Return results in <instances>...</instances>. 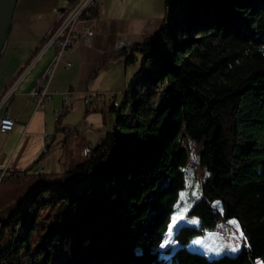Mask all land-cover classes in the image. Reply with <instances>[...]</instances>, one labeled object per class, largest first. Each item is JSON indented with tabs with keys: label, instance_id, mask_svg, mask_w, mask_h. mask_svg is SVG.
Wrapping results in <instances>:
<instances>
[{
	"label": "trees",
	"instance_id": "16d2710c",
	"mask_svg": "<svg viewBox=\"0 0 264 264\" xmlns=\"http://www.w3.org/2000/svg\"><path fill=\"white\" fill-rule=\"evenodd\" d=\"M123 54L138 72L92 154L65 173H36V162L0 185V264H264V0H164L159 30ZM184 137L204 144L189 211L201 225L163 249ZM227 219L243 233L237 256L190 248Z\"/></svg>",
	"mask_w": 264,
	"mask_h": 264
},
{
	"label": "crops",
	"instance_id": "0c3cea01",
	"mask_svg": "<svg viewBox=\"0 0 264 264\" xmlns=\"http://www.w3.org/2000/svg\"><path fill=\"white\" fill-rule=\"evenodd\" d=\"M124 1H102L101 16L94 23L92 47L79 45L68 57L72 67L67 69L64 63L58 66L50 85L53 101L45 110H37L31 102V91L55 53L49 50L38 59L34 56L56 23L54 9L57 3L56 0H19L7 50L0 65V95L20 81L8 106L9 115L16 121L15 132L9 136L0 134V169L23 171L38 162L35 172L65 173L80 164L83 158L86 160L103 142L107 133L100 131L102 127L98 125L96 116L90 113L101 106L109 111L112 105L119 107V96L123 103V96L138 72L136 65L128 68L123 52L154 35L164 18L161 6L155 4L149 8L151 15L147 17L128 15L122 11L131 8L128 6L130 2ZM138 3L143 1L136 2L132 7L135 8ZM141 8L148 10L145 5ZM69 90L74 91V98L57 122L54 113L64 108L60 93ZM89 92L113 93L116 100L114 104L104 100L100 104L92 102L86 105L84 101ZM71 128L82 130L79 139L74 142L65 133ZM86 129L88 132L83 133Z\"/></svg>",
	"mask_w": 264,
	"mask_h": 264
},
{
	"label": "built area",
	"instance_id": "2783aa9c",
	"mask_svg": "<svg viewBox=\"0 0 264 264\" xmlns=\"http://www.w3.org/2000/svg\"><path fill=\"white\" fill-rule=\"evenodd\" d=\"M56 8L54 9L56 15V23L46 34L42 46L37 51L34 59L40 58L47 51L53 50L55 55L50 65L42 75L37 86L31 91V102L36 106L37 110H45L49 103L53 101V94L50 92V85L55 78L58 66L64 63L66 68L72 67V63L68 57L75 51V49L83 44L86 47H92L95 36L94 23L100 18L102 12V0H78L72 4L69 0H56ZM97 13V17H92V11ZM15 85L7 88L0 95V134L9 136L15 132L16 121L9 115L8 106L12 102L17 86ZM64 108L54 113L55 120L58 122L65 114L66 107L72 102L74 98V91L60 93ZM106 100L109 104H113L116 97L113 93H94L89 92L85 97L84 103L90 105L92 102L100 104ZM87 133L86 129L83 133ZM67 138L71 141H76L82 134L79 128H71L65 131ZM46 152V149H45ZM36 173L43 174V171H36ZM16 175L15 171L8 168L0 169V185L9 176Z\"/></svg>",
	"mask_w": 264,
	"mask_h": 264
},
{
	"label": "rangeland",
	"instance_id": "374dc122",
	"mask_svg": "<svg viewBox=\"0 0 264 264\" xmlns=\"http://www.w3.org/2000/svg\"><path fill=\"white\" fill-rule=\"evenodd\" d=\"M104 2V0H102ZM125 0L124 2H127ZM143 1V3L136 4L138 7L132 6L138 2ZM128 6L131 7L129 10H125L128 15H141L147 17L151 15V10L149 8L155 4L160 5L161 13H164V0H129ZM59 4H62V0H59ZM131 5V6H130ZM148 7V10H144L141 7ZM121 9V8H120ZM216 45V43H214ZM129 69H132V65H127ZM138 67V64H136ZM134 72V71H133ZM135 73V72H134ZM136 75V73H135ZM119 107L122 105V97L119 96L117 102ZM90 115L96 116V121L98 125L102 127L105 134L108 133L117 121V116L114 112L105 109L103 106L99 110L92 111ZM96 145L99 144L98 137H96ZM184 144L188 148V163L182 170L185 173V187L179 192V197L175 205V211L171 216V222L169 225V231L166 235V240L163 243V249L168 248L173 245L174 234L182 227H194L199 228L201 221L197 217L189 216V211L193 205L202 197V182L207 176V170L205 167L200 165V157L203 151V142L192 140L188 137H184ZM85 158L81 160L83 163ZM4 189V186L0 188V192ZM216 206L220 207V203L217 201ZM190 248L193 251L202 253L209 258H221L225 255L237 256L243 248L242 237L236 229L235 220L227 219L222 221L215 233H204L200 236L195 237L191 243Z\"/></svg>",
	"mask_w": 264,
	"mask_h": 264
},
{
	"label": "water",
	"instance_id": "95a60500",
	"mask_svg": "<svg viewBox=\"0 0 264 264\" xmlns=\"http://www.w3.org/2000/svg\"><path fill=\"white\" fill-rule=\"evenodd\" d=\"M19 0H0V65L5 56Z\"/></svg>",
	"mask_w": 264,
	"mask_h": 264
},
{
	"label": "snow or ice",
	"instance_id": "6c2138e0",
	"mask_svg": "<svg viewBox=\"0 0 264 264\" xmlns=\"http://www.w3.org/2000/svg\"><path fill=\"white\" fill-rule=\"evenodd\" d=\"M240 235L243 236V233H241Z\"/></svg>",
	"mask_w": 264,
	"mask_h": 264
},
{
	"label": "bare ground",
	"instance_id": "6f19581e",
	"mask_svg": "<svg viewBox=\"0 0 264 264\" xmlns=\"http://www.w3.org/2000/svg\"><path fill=\"white\" fill-rule=\"evenodd\" d=\"M210 234H212V233H210Z\"/></svg>",
	"mask_w": 264,
	"mask_h": 264
}]
</instances>
